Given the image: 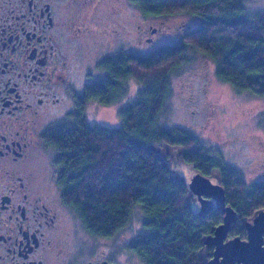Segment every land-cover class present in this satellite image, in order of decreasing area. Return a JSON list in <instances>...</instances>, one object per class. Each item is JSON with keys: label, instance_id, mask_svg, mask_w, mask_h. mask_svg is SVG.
Here are the masks:
<instances>
[{"label": "trees", "instance_id": "16d2710c", "mask_svg": "<svg viewBox=\"0 0 264 264\" xmlns=\"http://www.w3.org/2000/svg\"><path fill=\"white\" fill-rule=\"evenodd\" d=\"M132 2L146 16L187 12L201 23L180 43L148 54L122 52L105 61L97 99L117 102L131 78L139 84L138 95L120 109L118 126L91 124L86 114H79L76 128L56 133L58 183L64 202L95 235L117 234L139 206L145 232L128 247L142 264H206L213 248L204 240L223 222V213L214 207L198 214L180 167L225 188L226 203L238 213L231 237L245 238L244 222L264 208V180L247 181L215 146L188 128L162 126L160 116L171 76L187 62L189 48L209 56L217 77L237 92L264 96V12L250 11L246 0Z\"/></svg>", "mask_w": 264, "mask_h": 264}, {"label": "flooded vegetation", "instance_id": "af4514ba", "mask_svg": "<svg viewBox=\"0 0 264 264\" xmlns=\"http://www.w3.org/2000/svg\"><path fill=\"white\" fill-rule=\"evenodd\" d=\"M107 9L103 0H0V264H119L116 234H93L64 202L54 144L81 115L95 124L104 63L128 53L112 48Z\"/></svg>", "mask_w": 264, "mask_h": 264}, {"label": "rangeland", "instance_id": "374dc122", "mask_svg": "<svg viewBox=\"0 0 264 264\" xmlns=\"http://www.w3.org/2000/svg\"><path fill=\"white\" fill-rule=\"evenodd\" d=\"M246 5L250 11L264 12V0H246ZM104 9L113 11L117 38L112 48L116 47L120 52L123 49L129 54H148L159 46L180 43L188 30L201 23L198 16L187 12L146 16L132 0H103ZM187 54V62L171 76L170 93L160 116L162 126L188 128L205 144L215 146L213 148L221 152L228 164L240 169L247 181H263L264 96L250 91L237 92L230 83L217 77L215 62L209 56L192 48ZM138 90L139 84L134 79L127 80L123 97L115 103L99 105L91 111L90 120L103 126L120 125V109L137 97ZM43 158L39 160L41 166L54 177L52 158H48L46 164ZM179 171L183 172L187 182H191L193 171L185 167H180ZM193 196L192 205L198 209L199 196ZM262 210L264 208L259 211ZM131 214L128 223L116 234L115 260L119 264H142L128 247L137 235L145 232L140 207H133ZM247 221L253 222V218ZM103 248L109 252L108 247Z\"/></svg>", "mask_w": 264, "mask_h": 264}, {"label": "water", "instance_id": "95a60500", "mask_svg": "<svg viewBox=\"0 0 264 264\" xmlns=\"http://www.w3.org/2000/svg\"><path fill=\"white\" fill-rule=\"evenodd\" d=\"M189 189L201 201L198 214L204 216L215 207L223 211V222L205 237L204 244L213 247L212 257L206 264H264V211L245 221L247 237L230 238L229 232L238 221L237 211L226 203L225 188L204 174L196 173L189 182ZM98 264H115L106 261Z\"/></svg>", "mask_w": 264, "mask_h": 264}]
</instances>
